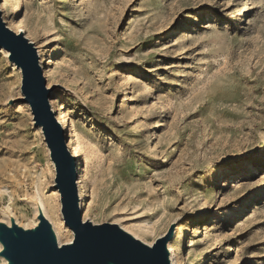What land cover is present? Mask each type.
I'll return each instance as SVG.
<instances>
[{
    "label": "rangeland",
    "instance_id": "obj_1",
    "mask_svg": "<svg viewBox=\"0 0 264 264\" xmlns=\"http://www.w3.org/2000/svg\"><path fill=\"white\" fill-rule=\"evenodd\" d=\"M6 6L7 26L21 18L33 36L51 109L81 144L82 219L148 244L172 227L175 264L181 241L185 264H264V0ZM4 54L0 185L11 201L0 196V221L30 227L39 197L59 243L70 242L48 149Z\"/></svg>",
    "mask_w": 264,
    "mask_h": 264
},
{
    "label": "water",
    "instance_id": "obj_2",
    "mask_svg": "<svg viewBox=\"0 0 264 264\" xmlns=\"http://www.w3.org/2000/svg\"><path fill=\"white\" fill-rule=\"evenodd\" d=\"M0 50L21 74L23 97L19 100L29 105L33 126L42 132L55 172L52 188L59 193L60 214L73 235L69 243L59 245L51 222L41 211L30 227L21 226L8 214L7 222L0 221V259L6 264H175L167 249L172 227L148 245L116 223L82 219L76 158L51 109L50 89L36 47L23 31L16 33L7 26L1 10ZM37 200L32 199L35 211Z\"/></svg>",
    "mask_w": 264,
    "mask_h": 264
},
{
    "label": "bare ground",
    "instance_id": "obj_3",
    "mask_svg": "<svg viewBox=\"0 0 264 264\" xmlns=\"http://www.w3.org/2000/svg\"><path fill=\"white\" fill-rule=\"evenodd\" d=\"M8 1L9 0H0V3H1L0 4V10H2L3 17H4L5 20H6L5 17L7 16V15L5 16V9L7 7L6 4L8 3ZM73 5L75 6L76 3H73ZM11 10H12L11 12L14 13V14L18 13V10H19V3H18V1H15L12 4V9ZM15 23H16V27L15 28H13L11 26V24H9V27L10 28H13L15 31H23V30H21V29H24V27H23L24 24H23L22 19L21 18H18V20ZM27 37H28V39L30 41L33 40V36L32 35L27 34ZM2 52L5 53L4 56L6 55V58H7V53L5 51H3V50H2ZM40 63L43 65V59H42V61ZM11 65H13V64H11ZM12 68L14 70H18L15 67V65H13ZM44 75H45V77H47V71L46 70H44ZM58 119H59V122L62 125V128L66 132L65 138H66L67 142L69 141V145L72 147V156L75 157L76 159H78V161H79L78 162L79 165H78L77 170H78V179H79L78 184H79L80 207H81V211H82L83 210L84 201L87 199V189H86L85 183H86V180H88L87 179L88 178V175H87V172H88L87 170L88 169L86 167H84L83 164L80 163V158H81L80 157L81 144H80L79 140L77 139V136L75 134L74 128L72 127V124L69 122L68 118L66 117V113H65L64 110L58 111ZM155 127H156V124L153 123V124H151V128L150 129H154ZM75 136H76V138H75ZM53 193L59 195V193L57 191H55ZM0 196H5V197L8 198V201L9 200L11 201V194L9 193V191L7 189V186L0 185ZM37 199H38L37 200L38 205L36 207V212L37 211H41L44 214V216L47 218L46 208H45V205H44L43 201H41V199H39V197ZM2 212H4V210H2ZM5 214H6V212H5ZM30 222H31V225H35V223H36V221H34V220L33 221L31 220ZM53 230L55 232V229L54 228H53ZM56 233H58V228H56L55 234ZM133 235L135 236V234H133ZM56 236H57V234H56ZM136 238H138V237H136ZM57 240H58V236H57ZM67 243H69V241ZM58 244L59 245H62V244L59 243V240H58ZM146 244H148V243H146ZM151 244L149 243L148 245H151ZM167 249H168V251L170 252V255H171V246L169 244H168V248ZM176 252H177V264H185V255H184V252H183V243H182V241L178 245V248L176 249ZM1 260H3L4 261V264H6V261L4 259H1Z\"/></svg>",
    "mask_w": 264,
    "mask_h": 264
}]
</instances>
